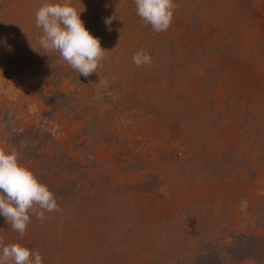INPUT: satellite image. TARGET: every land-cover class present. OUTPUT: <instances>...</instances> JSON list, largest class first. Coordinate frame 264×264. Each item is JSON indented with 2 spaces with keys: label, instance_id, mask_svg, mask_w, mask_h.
Wrapping results in <instances>:
<instances>
[{
  "label": "rangeland",
  "instance_id": "374dc122",
  "mask_svg": "<svg viewBox=\"0 0 264 264\" xmlns=\"http://www.w3.org/2000/svg\"><path fill=\"white\" fill-rule=\"evenodd\" d=\"M45 3L82 11L109 51L97 73L41 47ZM174 3L155 33L135 0H0V149L42 183L61 153L76 185L23 236L1 222L4 245L32 243L43 264H185L198 237L264 235V0Z\"/></svg>",
  "mask_w": 264,
  "mask_h": 264
},
{
  "label": "clouds",
  "instance_id": "9594fccd",
  "mask_svg": "<svg viewBox=\"0 0 264 264\" xmlns=\"http://www.w3.org/2000/svg\"><path fill=\"white\" fill-rule=\"evenodd\" d=\"M135 4L137 15L145 25H151L153 32L166 31L170 27L176 8L174 0H135ZM81 12L69 3H45L36 11L35 22L43 31L39 41L41 47L58 52L79 75L89 77L102 67L109 51L104 50L100 39L85 28ZM113 19L115 17H109L105 23L111 25ZM132 62L140 67L150 65L152 58L140 49L133 55ZM99 84L107 88L109 81L99 80ZM246 207L247 201H242L241 208ZM59 210L54 193L20 163V154L15 150L6 152L0 149V215L6 218L11 228L23 236L31 223V216L43 221L45 212ZM0 245H3L0 264H43L38 250H30L19 243L4 245L2 239Z\"/></svg>",
  "mask_w": 264,
  "mask_h": 264
},
{
  "label": "trees",
  "instance_id": "16d2710c",
  "mask_svg": "<svg viewBox=\"0 0 264 264\" xmlns=\"http://www.w3.org/2000/svg\"><path fill=\"white\" fill-rule=\"evenodd\" d=\"M27 130H17L16 134L25 135ZM37 131V129L35 130ZM15 133V132H14ZM10 133L6 135L8 140L12 141L13 134ZM32 155L30 158L40 159L43 153L38 150V146L30 147ZM28 148V149H30ZM58 152H52L48 157V168L39 170L42 176L52 177L53 180L46 179L43 184L47 185L50 191H52L56 197L58 205H62L64 201L70 198L72 192L75 188V181L70 179L72 175V170L70 169V163L66 156L61 155ZM62 158L68 161L69 168H65ZM74 164V162L72 163ZM42 169V168H40ZM44 172V175L42 174ZM58 173L62 174L64 177L60 179ZM68 176V177H67ZM6 218L0 215V223L5 222ZM228 235V236H227ZM225 236H207L200 240L198 237L194 243H192V248L186 252V257L184 258L185 264H236L244 259H251L257 264H264V235H256L253 233L229 232ZM195 239V238H194ZM200 240V241H199ZM22 246L29 248L30 250H38L44 260L43 252L38 248H35L32 243H21ZM182 258V259H183ZM12 264V262H8ZM178 264V263H174Z\"/></svg>",
  "mask_w": 264,
  "mask_h": 264
}]
</instances>
